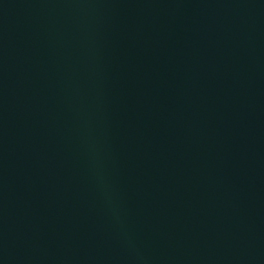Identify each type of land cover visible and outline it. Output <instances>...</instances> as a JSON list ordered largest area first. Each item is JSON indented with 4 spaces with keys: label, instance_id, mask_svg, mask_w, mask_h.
Segmentation results:
<instances>
[{
    "label": "water",
    "instance_id": "1",
    "mask_svg": "<svg viewBox=\"0 0 264 264\" xmlns=\"http://www.w3.org/2000/svg\"><path fill=\"white\" fill-rule=\"evenodd\" d=\"M0 264H264V0H0Z\"/></svg>",
    "mask_w": 264,
    "mask_h": 264
}]
</instances>
